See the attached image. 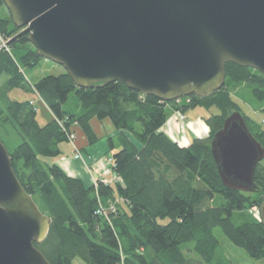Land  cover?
Here are the masks:
<instances>
[{
    "label": "trees",
    "instance_id": "1",
    "mask_svg": "<svg viewBox=\"0 0 264 264\" xmlns=\"http://www.w3.org/2000/svg\"><path fill=\"white\" fill-rule=\"evenodd\" d=\"M7 12V16L1 14ZM16 27L0 0V141L24 191L50 220L46 239L34 246L50 264H232L225 258L217 232L252 260L264 261V227L251 209L264 200V167L255 170L258 191L225 188L210 151L224 120L240 112L253 137L264 148V130L246 115L232 96L250 87L254 109L264 113V76L252 69L225 65L224 86L209 96L164 103L142 96L121 82L81 89L64 73L29 83L26 70L42 60ZM36 95L52 120L40 124L36 105L10 98L12 91ZM74 94L78 104L65 105ZM218 109L203 121L207 138L181 147L162 131L168 110ZM109 121L118 133L109 139L110 184L68 175L55 160L65 154L72 128L96 142L90 122ZM104 211L98 215L97 211Z\"/></svg>",
    "mask_w": 264,
    "mask_h": 264
},
{
    "label": "water",
    "instance_id": "2",
    "mask_svg": "<svg viewBox=\"0 0 264 264\" xmlns=\"http://www.w3.org/2000/svg\"><path fill=\"white\" fill-rule=\"evenodd\" d=\"M18 36L81 89L121 82L170 103L225 84V65L264 76V0H2ZM222 185L255 193L264 148L240 112L210 141ZM264 227V200L259 205ZM50 220L18 182L0 141V264H50L34 246Z\"/></svg>",
    "mask_w": 264,
    "mask_h": 264
},
{
    "label": "crops",
    "instance_id": "3",
    "mask_svg": "<svg viewBox=\"0 0 264 264\" xmlns=\"http://www.w3.org/2000/svg\"><path fill=\"white\" fill-rule=\"evenodd\" d=\"M33 99L34 98H30L28 100L32 101ZM36 105H39V103L37 102ZM41 107H43L49 113L44 104H42ZM168 112L169 117L166 124L162 128V131L172 140L179 142L181 147L188 145L191 140L190 137H193L195 133H200L201 135L204 134L202 130L205 125L202 122H199V120L194 122L188 121L189 127H187V124L177 122L176 112L172 110H168ZM51 120L52 117L50 116L48 119H46L45 123ZM90 125L95 136L97 137L96 142L93 144L88 141L85 134L78 126H74L72 128L75 133L74 145L82 155L81 162H77L72 159L73 147L69 143L65 147V154L59 159L55 160V163L58 164L68 175L79 178L85 182L87 181L86 183H93V179L96 181L105 180L112 183L115 181L116 177L112 173V164L107 161L109 156L112 155L109 150L108 141L109 139L116 138L118 133L107 120L102 122L92 120Z\"/></svg>",
    "mask_w": 264,
    "mask_h": 264
},
{
    "label": "rangeland",
    "instance_id": "4",
    "mask_svg": "<svg viewBox=\"0 0 264 264\" xmlns=\"http://www.w3.org/2000/svg\"><path fill=\"white\" fill-rule=\"evenodd\" d=\"M1 14L3 16H7V12L5 10H1ZM9 44H10V41H4L2 38H0V47H1L0 50L7 51L9 49ZM64 73L65 71L61 66L56 65L52 63L51 61H48L45 59H42L36 68L25 71V75L29 83H34L37 80H40L47 76H59ZM232 96L234 100L236 101V103L240 105L241 110L246 115L252 117L254 120L259 121L264 130V113L260 111L257 112L254 109V101L252 98L250 87L247 85L238 86V88L235 91H232ZM10 98L14 100H20V101L23 99H27V98L28 99L34 98L32 102L35 105L37 102L39 103V105H36V107H37V118L40 124H44L46 119H48L51 116V114L48 113L47 110L41 107L43 103L36 96H31L30 94L27 95L21 91L15 90L11 92ZM77 104H78L77 98L74 94H72L70 95L65 105V109H68V110L73 109L77 106ZM180 113L184 115L185 119L183 121H179V119L177 118L178 123L187 124L186 126L189 127V122H194V121L199 120V122H202L205 125L202 130L204 134L201 135L200 133L199 134L195 133L196 135L194 134L193 137H190V139L193 140L196 138H207V136L209 135V128L204 121H200V120H203V118H207L208 116L212 114H218L219 111L216 108H212L210 109V111H206V109L197 106L195 108L189 109L186 112H183V113L180 112ZM185 114L187 115V117ZM74 141L70 142V144L73 147L72 159L74 161L81 162L82 155L80 159H75V155L77 154V151L78 152L80 151L74 145ZM262 166L264 167V161L262 162ZM92 181L94 183H97V181L94 179ZM256 212L259 213V207H255L251 209V214L256 220L260 221V214L257 215ZM216 234H217V237L220 239L221 247L224 251L225 258L229 260L232 264H264V261L262 260L256 261V260L250 259L243 250L234 247L221 233L217 232ZM73 264H86V262H84L80 258H75L73 260Z\"/></svg>",
    "mask_w": 264,
    "mask_h": 264
},
{
    "label": "built area",
    "instance_id": "5",
    "mask_svg": "<svg viewBox=\"0 0 264 264\" xmlns=\"http://www.w3.org/2000/svg\"><path fill=\"white\" fill-rule=\"evenodd\" d=\"M0 38H1V37H0ZM0 48H1V47H0ZM176 114H177V118L179 119V121H183V120L185 119V118H184V115H182L181 113L176 112ZM74 139H75V136H73V135L70 136V142H73ZM80 158H81V153L77 151V154L75 155V159H80ZM107 161L110 162V163L112 164V160H111V159H108ZM102 182H103L104 184H106V185H107V184H110V182L105 181V180H103ZM93 185L96 187V183L93 182ZM97 214H98V215H102V214L104 215V211H102V210H101V211H97ZM256 214L258 215L259 213L256 212ZM256 214H255V215H256ZM257 215H256V216H257Z\"/></svg>",
    "mask_w": 264,
    "mask_h": 264
}]
</instances>
